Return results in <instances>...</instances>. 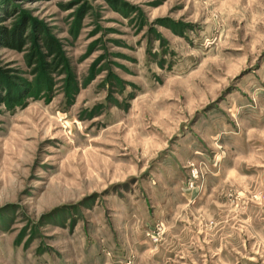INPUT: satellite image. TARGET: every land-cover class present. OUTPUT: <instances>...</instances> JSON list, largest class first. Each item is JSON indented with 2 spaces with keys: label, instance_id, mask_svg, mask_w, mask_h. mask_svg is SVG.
Instances as JSON below:
<instances>
[{
  "label": "rangeland",
  "instance_id": "374dc122",
  "mask_svg": "<svg viewBox=\"0 0 264 264\" xmlns=\"http://www.w3.org/2000/svg\"><path fill=\"white\" fill-rule=\"evenodd\" d=\"M32 21L71 77L0 105V264H264V0H0Z\"/></svg>",
  "mask_w": 264,
  "mask_h": 264
},
{
  "label": "trees",
  "instance_id": "16d2710c",
  "mask_svg": "<svg viewBox=\"0 0 264 264\" xmlns=\"http://www.w3.org/2000/svg\"><path fill=\"white\" fill-rule=\"evenodd\" d=\"M27 34L26 23L15 24L11 29L0 28V36L7 48L26 50L24 58L33 75L31 82L17 79L8 71L0 70V105L19 103L28 95L49 90L52 74L65 73L70 79V67L61 43L52 37L41 24L32 21Z\"/></svg>",
  "mask_w": 264,
  "mask_h": 264
}]
</instances>
